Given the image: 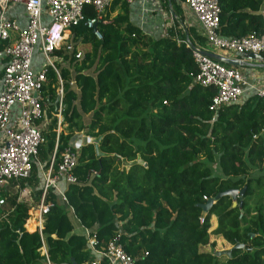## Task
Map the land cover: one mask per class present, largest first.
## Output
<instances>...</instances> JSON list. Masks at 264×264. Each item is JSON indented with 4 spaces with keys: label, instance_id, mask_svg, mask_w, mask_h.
Instances as JSON below:
<instances>
[{
    "label": "trees",
    "instance_id": "1",
    "mask_svg": "<svg viewBox=\"0 0 264 264\" xmlns=\"http://www.w3.org/2000/svg\"><path fill=\"white\" fill-rule=\"evenodd\" d=\"M218 6L220 35L262 32L264 0H218ZM93 15L84 5L83 19L70 28V48L60 45L52 51L62 89L60 124L66 132L56 135L52 101L59 82L49 68L41 88L49 121L41 129L44 142L37 160L46 169L53 155L54 173L74 130L95 137L96 146L78 148L74 180L63 189L65 204L53 189L46 190L44 201L52 205L39 231L24 228L29 205L16 198L27 187L39 200L37 165L31 162L27 177L0 186V197L9 206L0 208V264L91 262L96 255L76 232L81 226L94 234L96 247L118 232L134 264H264V211L259 205L251 209L254 190L246 177L250 166L264 171V100L251 94L214 112L209 108L214 87L193 81L190 48L177 42L184 33L170 26L154 37L150 26L143 30L131 20L138 19L133 6L110 0L96 23V38L84 23ZM186 30L193 33L194 28ZM80 45L88 49L75 57ZM243 185L240 207L231 206L230 196L223 194L203 212V196ZM211 215L216 218L213 229ZM209 234L242 247L221 262ZM207 245L209 251L199 250ZM98 264L106 261L99 258Z\"/></svg>",
    "mask_w": 264,
    "mask_h": 264
},
{
    "label": "built area",
    "instance_id": "2",
    "mask_svg": "<svg viewBox=\"0 0 264 264\" xmlns=\"http://www.w3.org/2000/svg\"><path fill=\"white\" fill-rule=\"evenodd\" d=\"M124 1L134 4V0ZM173 1L183 6L197 24L194 26L193 35H189L187 30L185 31L187 27L180 22L178 31L184 35L176 39L190 48L196 66L192 74L193 81L215 89L209 108L215 112L222 105L238 102L246 91H251L264 100V85L249 83L239 69L225 65L206 54L207 49L196 40V37L200 36L206 46L225 53L257 54L264 62V28L260 33L252 30L239 37L222 36L217 32L218 0ZM109 2L110 0H0V186H5L10 179L27 177L31 171V162H34L43 179L36 207L37 219L41 222L43 214L52 205V201H44L46 190L53 189L60 203L65 204L63 190L56 187V181L62 179L64 183L72 182V169L77 163L78 148L85 143H97L95 137L79 130L78 136H74V140L70 137L67 146L60 152L54 173H51L53 155L46 169H43L37 160L38 147L44 142L41 129L47 117L41 88L46 82L49 68L55 71L59 82L52 101L53 114L56 117V135L60 124L62 89L52 51L60 45L70 48V28L83 19L84 5H89L94 14L87 17L84 23L91 30L94 27L92 33L96 38H100L96 23L101 21V15ZM159 4L160 0H136L134 5L139 23L151 22L154 16L159 15L161 19L163 9L159 12ZM15 7H19L25 18L23 24L20 23L17 13L10 14V10ZM168 11L172 20L174 17V25H177L176 14L169 2ZM154 25L151 29H154ZM171 27L175 31L176 28ZM78 56L79 50L75 52V57ZM29 195V188L24 187L18 191L16 198L26 201L31 208L33 202ZM203 198L208 199L205 196ZM4 203V198L0 197V208H3ZM198 219L202 222L203 216ZM76 232L85 236L88 249L96 255L93 261L85 264H98L99 258H103L106 264H134L133 257L127 254L118 242V232H114L112 237L99 247H96L94 234H90L84 226L76 229ZM46 263L50 264L47 260Z\"/></svg>",
    "mask_w": 264,
    "mask_h": 264
},
{
    "label": "crops",
    "instance_id": "3",
    "mask_svg": "<svg viewBox=\"0 0 264 264\" xmlns=\"http://www.w3.org/2000/svg\"><path fill=\"white\" fill-rule=\"evenodd\" d=\"M134 4H136V0H134ZM134 4H132V5L129 4V5L133 6V8L135 10L136 7H135ZM166 7H167V5L164 6L163 8H166ZM14 12L17 13V16L19 17L20 23L23 24L24 21H25V18L23 17L22 12L19 9V7H15L13 10H10V14H13ZM159 18H160V16H156V19H159ZM189 35H193V33L189 32ZM196 40L198 42H200V44H201V46L203 48L205 47L209 51L222 54V55H224L226 57L238 59L239 62H240L239 64H226L225 63V65H230V66H233V67L239 69L240 72L242 73V75L247 79V81L249 83H253V84H257V85H264V62L260 59L259 55L234 54V53H230V52L225 53V52H222V51L214 50V48H208V46L203 45V43H204L203 41H199L198 39H196ZM251 94H254V93L251 92V91H246L238 99V102L244 100L245 98H247ZM92 144H94L96 146V143H92ZM263 159H264V157H263ZM214 167H215V165H213V168ZM214 172L218 173L219 169L217 167H215L214 168ZM219 174H220V172H219ZM246 177L252 180L251 181V185L253 186V190H254L255 186H256L254 184H257L258 182L264 181V171L259 169L257 166H250V169L248 170V172L246 174ZM42 181H43V179H42ZM56 187L59 190H63L64 189L65 183L63 182L62 179H58L56 181ZM29 197H31V196L29 195ZM241 198H242V196H241ZM31 199H32V202H33V206L28 209L29 216L24 222V228L26 230H29V231L33 230V229H37L38 230V227L41 228V226H42V222L40 221V219H37L38 210H37L36 207H37L38 201L33 200L32 197H31ZM7 206H8V202H5L3 207H7ZM11 208H12V206H11ZM210 219H211V226L210 227H211V229H213L215 227V225H216V222H215L216 218H215L214 215H211ZM29 222H32V224H33V226L31 228H28ZM209 235H212V234H209ZM229 246H230V244L225 241L224 246L223 247L220 246L219 248H227ZM40 252L41 253L44 252V247L43 246H41Z\"/></svg>",
    "mask_w": 264,
    "mask_h": 264
},
{
    "label": "rangeland",
    "instance_id": "4",
    "mask_svg": "<svg viewBox=\"0 0 264 264\" xmlns=\"http://www.w3.org/2000/svg\"><path fill=\"white\" fill-rule=\"evenodd\" d=\"M179 6H180V10L176 8V5L173 2L171 3V7H172L174 13L176 14L177 25H174V23H172L174 21V17L172 16L173 20L170 18V13L168 11V3H167L166 10H164L163 4H162V6H161V4H159V7L161 8L159 12H161V10L163 9V16H161V19L160 18L156 19V16H154L153 20L150 23L143 22L142 24L139 23V19L136 20L133 17H131V20L134 23H136L137 25L141 26V28H143V30H145V28L148 29L149 26L151 28L153 26V24H155L154 25V29H150L149 28L150 31H151V35L154 36V37L163 34L168 26H173L174 28L178 29L177 26H178V24L180 22L184 23L185 27L193 26V28H195L197 26L196 23L193 24V23H189L187 21V20H191L192 21L193 17H191L190 15L187 14L186 9L183 8V6H181L180 4H179ZM135 10H136V8H135ZM155 13H158V12H155ZM179 15H181V16H179ZM205 45H207V44H205ZM208 48H211V46H208ZM87 49H88L87 45H82V46L80 45L77 50H79V52L82 53V51L87 50ZM48 121H49V118L46 117V120H44L42 126H45V124H47ZM61 129L64 132H66L65 129H64V126L59 124V129L58 130H61ZM78 134H79V130H74L70 137H73L72 139L74 140V136H78ZM124 165L127 166V163H125ZM41 177L42 176L40 174V180L42 181ZM254 185H256V186H255V189L253 191V196H251V199L249 201L251 209L253 207L259 205V207H261L262 210L264 211V181L258 182L257 184H254ZM215 222H216V219H215ZM32 226H33V224H32V222H30V225L28 226V228H31ZM208 242H213L214 243V249L215 248L219 249L220 246H222V247L224 246L225 239L220 234L209 235L208 236ZM199 250H201V251H209L210 247H209V245L201 246L199 248ZM225 257L226 256L222 254L221 257L219 258V260L221 262H224Z\"/></svg>",
    "mask_w": 264,
    "mask_h": 264
},
{
    "label": "water",
    "instance_id": "5",
    "mask_svg": "<svg viewBox=\"0 0 264 264\" xmlns=\"http://www.w3.org/2000/svg\"><path fill=\"white\" fill-rule=\"evenodd\" d=\"M169 2V0H167ZM94 30V27L92 28L91 31ZM205 53L208 54L209 56L217 59L218 61L222 62V63H226V64H239V60L235 59V58H230V57H226L222 54L216 53V52H212L209 50H205ZM251 55H257V54H251ZM245 185H243L240 189H236V188H228L223 190L222 192L217 193L215 196H213L212 198L209 197L208 199H206V201L202 204V210L203 212H205L207 210V207L209 205H211L220 195L223 194H227L230 196L231 198V206L237 205L238 207H240L241 205V196L245 190ZM250 235H252L251 233H249ZM235 247H242V244L237 242L227 248H219V249H214L213 253L215 255H225L226 257L230 256V252L233 248Z\"/></svg>",
    "mask_w": 264,
    "mask_h": 264
},
{
    "label": "bare ground",
    "instance_id": "6",
    "mask_svg": "<svg viewBox=\"0 0 264 264\" xmlns=\"http://www.w3.org/2000/svg\"><path fill=\"white\" fill-rule=\"evenodd\" d=\"M187 21H188L189 23H193V24L196 23L194 19H192V21H191V20H187ZM197 29H199V28H197Z\"/></svg>",
    "mask_w": 264,
    "mask_h": 264
}]
</instances>
